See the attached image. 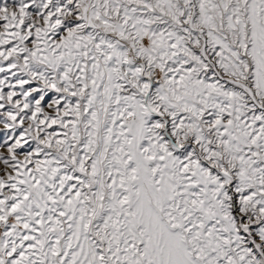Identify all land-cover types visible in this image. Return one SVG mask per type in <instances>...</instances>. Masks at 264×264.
<instances>
[{
	"label": "snow or ice",
	"instance_id": "1",
	"mask_svg": "<svg viewBox=\"0 0 264 264\" xmlns=\"http://www.w3.org/2000/svg\"><path fill=\"white\" fill-rule=\"evenodd\" d=\"M0 264H264V0H0Z\"/></svg>",
	"mask_w": 264,
	"mask_h": 264
}]
</instances>
